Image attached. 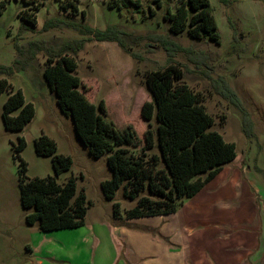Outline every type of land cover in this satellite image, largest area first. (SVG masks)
Segmentation results:
<instances>
[{
    "label": "rangeland",
    "instance_id": "obj_1",
    "mask_svg": "<svg viewBox=\"0 0 264 264\" xmlns=\"http://www.w3.org/2000/svg\"><path fill=\"white\" fill-rule=\"evenodd\" d=\"M209 2L220 36L218 44L192 39L186 31L170 33L165 17L168 11L175 12V0H7L0 15V66L12 73H0V79L9 84L0 94V264H81L64 257L67 245L99 222L122 225L124 211L136 204L124 197L122 187L112 200L104 198L100 183L111 177L109 154L98 159L89 154L43 78L44 48L56 52L70 41L83 40L77 53L68 54L77 64L74 74L81 82L79 91L95 106L103 101L105 120L118 131L132 126L141 134L147 128L140 117L142 104L150 100L145 74L169 64L180 67L181 82L202 96L214 120L210 130L235 144L236 158L223 167L220 176L231 165L250 191L264 200V0H229L227 6L218 0ZM69 3L76 6V12ZM35 4L38 11L32 7ZM23 12L34 15V26L22 21ZM67 24L101 31L114 26L124 48L116 42H97L85 35L83 27L74 29ZM29 42L44 47L21 69L23 60L17 47L27 48ZM223 84L232 97L227 96ZM16 90L33 105L35 114L24 129L11 132L5 130L1 113L4 101ZM241 110L252 123L253 138L243 133ZM151 125L154 129L155 119ZM41 135L54 141L57 154L72 160L71 169L56 180L62 184L69 177L76 179L77 193L85 195L83 227L44 233L36 224L25 222L32 209L25 210L20 204L19 159L13 146L19 137L24 139L19 155L26 163V181L53 177L51 157L37 156L34 151V140ZM114 203L122 215L119 219L113 216ZM46 247L52 248L55 258L41 254Z\"/></svg>",
    "mask_w": 264,
    "mask_h": 264
},
{
    "label": "trees",
    "instance_id": "obj_2",
    "mask_svg": "<svg viewBox=\"0 0 264 264\" xmlns=\"http://www.w3.org/2000/svg\"><path fill=\"white\" fill-rule=\"evenodd\" d=\"M175 1V12L168 11L165 17L170 22V33L178 35L186 31L192 39L205 38L219 43L220 36L209 0ZM218 1L224 6L229 4V0ZM6 2H0V15ZM69 6L74 12L77 11L75 5L69 3ZM32 7L38 11L36 4ZM60 7L64 8L62 4ZM23 15H26L22 17L23 22L32 26L36 24L33 14L23 12ZM81 15L84 18V12ZM67 25L74 29L83 27L85 35L92 36L97 42H116L124 48L120 33L114 26L101 31L88 26ZM229 26L234 30L230 21ZM82 44L83 40L70 41L56 52L44 48L46 63L43 78L55 93L61 112L71 118L75 133L89 154L95 159L109 154L107 167L111 177L100 183L104 198L112 200L122 187L124 197L136 200L132 208L124 211V220L175 213L184 200L194 197L225 165L234 161L235 144L210 130L214 120L207 113L202 96L181 82L183 71L173 64L145 74V87L150 100L142 104L140 117L147 128L141 134L132 126L122 131L116 130L111 122L105 120L103 101L95 106L79 91L81 82L74 74L77 64L74 57L68 54L77 53ZM27 45V48L17 47V54L23 60L21 69L29 65L35 53L44 47L39 42H29ZM0 73L10 75L12 70L0 66ZM223 85L227 96L232 97V92ZM8 87L7 80L0 79V94ZM241 112L243 133L253 138L252 123L247 113ZM34 114L33 105L25 102L22 92L16 90L4 101L1 118L5 130L18 132L24 129ZM154 119L156 126L153 129L151 121ZM24 146V139L19 137L13 150L19 159L20 204L25 210L32 209L25 216V222L28 225L36 224L38 230L44 233L83 227L85 195L83 192L77 193L76 179L69 177L62 184L56 180L71 169V158L57 154L54 141L41 135L34 140V151L37 156L51 157L54 176L26 181V163L19 155ZM118 208V204L114 203L115 219L122 216Z\"/></svg>",
    "mask_w": 264,
    "mask_h": 264
},
{
    "label": "crops",
    "instance_id": "obj_3",
    "mask_svg": "<svg viewBox=\"0 0 264 264\" xmlns=\"http://www.w3.org/2000/svg\"><path fill=\"white\" fill-rule=\"evenodd\" d=\"M231 165L175 213L99 222L64 257L81 264H264V200ZM51 251L41 254L55 258Z\"/></svg>",
    "mask_w": 264,
    "mask_h": 264
}]
</instances>
